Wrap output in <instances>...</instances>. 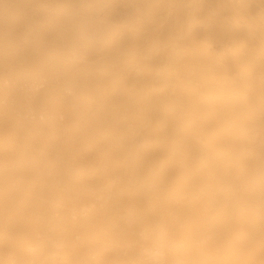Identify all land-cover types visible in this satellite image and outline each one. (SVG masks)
Returning <instances> with one entry per match:
<instances>
[{
    "label": "bare ground",
    "instance_id": "obj_1",
    "mask_svg": "<svg viewBox=\"0 0 264 264\" xmlns=\"http://www.w3.org/2000/svg\"><path fill=\"white\" fill-rule=\"evenodd\" d=\"M0 264H264V0H0Z\"/></svg>",
    "mask_w": 264,
    "mask_h": 264
}]
</instances>
